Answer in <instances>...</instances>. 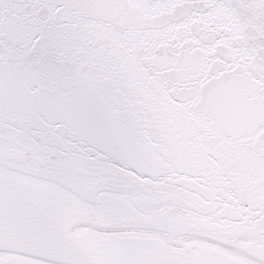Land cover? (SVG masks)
Masks as SVG:
<instances>
[{
	"label": "snow or ice",
	"instance_id": "6c2138e0",
	"mask_svg": "<svg viewBox=\"0 0 264 264\" xmlns=\"http://www.w3.org/2000/svg\"><path fill=\"white\" fill-rule=\"evenodd\" d=\"M0 264H264V0H0Z\"/></svg>",
	"mask_w": 264,
	"mask_h": 264
}]
</instances>
